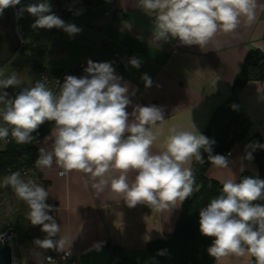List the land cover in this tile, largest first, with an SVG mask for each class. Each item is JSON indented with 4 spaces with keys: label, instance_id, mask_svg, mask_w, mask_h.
<instances>
[{
    "label": "clouds",
    "instance_id": "clouds-1",
    "mask_svg": "<svg viewBox=\"0 0 264 264\" xmlns=\"http://www.w3.org/2000/svg\"><path fill=\"white\" fill-rule=\"evenodd\" d=\"M20 3L0 0V14ZM139 7L154 13L156 41L172 38L181 45L204 49L218 33H234L242 23L252 24L258 4L257 0H139ZM23 11L36 17L31 25L34 29L56 27L70 36L81 31L51 14L48 0L29 4L17 12L18 18ZM130 64L140 66L136 58ZM85 73L79 78L67 76L58 94L44 80L22 89L14 99L0 92V140L7 142L11 136L17 144L31 143L33 132L45 122H54V130L45 137L51 146L39 149L36 167L51 168L55 164L63 170L61 174L81 172L92 181L97 196L110 192L112 199H122L130 208L143 203L161 211L181 205L193 193L191 163L193 158L204 162L202 150L208 153L212 165L228 168L225 156L212 154L214 141L200 134L193 123L192 130L171 128L161 150L153 152L158 125L165 120L162 109L136 105L130 114L128 85L121 84L110 62L88 60ZM142 79L145 87L152 85L147 74ZM21 84L15 73L0 79V89ZM246 147L264 149V144ZM246 158L252 159V152ZM133 172L134 180L130 182L129 174ZM221 183V193L199 211V230L212 239L208 255L216 261L248 256L255 258V264H264V204L255 203L264 200V179L246 176L239 182L227 178ZM2 184L11 186L27 204L26 218L31 225L41 226L47 234L34 244L62 252L67 241L61 235L54 239L61 226L49 215L53 211L45 202L49 192L33 180L22 179L19 171L4 177Z\"/></svg>",
    "mask_w": 264,
    "mask_h": 264
},
{
    "label": "crops",
    "instance_id": "crops-1",
    "mask_svg": "<svg viewBox=\"0 0 264 264\" xmlns=\"http://www.w3.org/2000/svg\"><path fill=\"white\" fill-rule=\"evenodd\" d=\"M110 1L123 8V17L107 18L102 4L85 5L66 23L81 31L70 36L54 27V37L68 46L75 45L78 52L50 69L59 70L95 57L96 63L110 62L121 84L128 85L130 114L136 105L162 109L165 120L158 125L159 137L153 144V152L161 150L171 128L192 130L193 123L201 134L218 106L237 105L249 120L248 135L236 141L230 154H222L229 162L228 168L211 164L207 175L221 183L227 178L238 182L244 171L256 174L253 153L252 159H247V153L252 151L246 146L254 133L264 140V77L251 78L240 89L234 88V82L250 50H259L264 55V0H257L252 24L242 23L234 33H218L204 49L181 45L172 38L156 41L154 13H146L139 7V0ZM45 40L36 37L35 42L29 43L46 46ZM121 51L132 53L140 66L122 62L115 55ZM144 74L152 80L150 87H145ZM54 127L37 141L39 149L51 146L45 137L51 135ZM191 168L194 174L193 161ZM61 171L55 164L39 168L34 182L49 192L47 204L58 205L56 211L49 213L61 226L54 239L65 237L64 250H69L81 264H105L113 253L127 264H147L151 257L147 243L166 236L177 223L182 204L161 211L143 203L130 208L122 199H112L110 192L97 196L85 174L73 171L61 175ZM134 176V172L129 174L130 182ZM251 258L229 256L215 260L214 264H251Z\"/></svg>",
    "mask_w": 264,
    "mask_h": 264
},
{
    "label": "trees",
    "instance_id": "trees-1",
    "mask_svg": "<svg viewBox=\"0 0 264 264\" xmlns=\"http://www.w3.org/2000/svg\"><path fill=\"white\" fill-rule=\"evenodd\" d=\"M33 50H38L40 58L36 59L37 64L32 68L42 67L40 62L46 52L45 45H30L27 41L22 48L23 55L29 56ZM264 77V55L259 50H250L244 60L243 68L238 72L234 88L240 89L243 84L251 78L262 79ZM54 125V122H45L36 132L32 133L34 139L31 143L17 144L12 138L9 143L0 145V177L17 172L19 166L36 165L35 161L39 156L37 141ZM249 120L240 111L237 105L218 106L202 135L214 141L212 145L213 155H222L236 143L239 138L248 135ZM249 144H264V140L258 133L248 138ZM257 173L248 171L241 173L238 182L246 176L259 177L264 179V149H251ZM204 162H197L193 158L195 184L193 193L181 206V212L174 229L166 236L155 238L147 243V250L150 259L147 264H214L215 259L208 255L207 248L211 245L212 239L205 237L199 230V211L216 198L222 191V184L207 175L208 153L203 152ZM255 203L264 204V200ZM26 235V233L24 234ZM53 253L55 250H51ZM162 253V254H160ZM251 264H255V258H251Z\"/></svg>",
    "mask_w": 264,
    "mask_h": 264
},
{
    "label": "rangeland",
    "instance_id": "rangeland-1",
    "mask_svg": "<svg viewBox=\"0 0 264 264\" xmlns=\"http://www.w3.org/2000/svg\"><path fill=\"white\" fill-rule=\"evenodd\" d=\"M18 5V11L26 8L29 4L40 3L39 0H21ZM24 3V4H23ZM24 32V40L27 42H35L36 37H43L46 40V52L40 64L49 68L62 65L64 59L77 54L76 46L65 44L58 37H54V27L51 29L38 28L36 34H29L28 31L33 29L31 25L36 17L30 15L26 11L17 17ZM25 44H21V48L14 55L12 60L0 68V79L7 78L13 73L22 82L17 87H8L0 89V92H7L9 98L15 96L24 88L32 87L37 77L38 68H32L33 64H37L36 59L40 58L38 50H33L29 56L23 55L22 48ZM31 45V43H30ZM2 107V105H0ZM0 125L3 121L0 120ZM5 176L0 177V237L7 229L11 230L10 244L13 247V256L17 264H54L46 263L45 257L49 254L50 249H44L34 244L36 239H44L46 233L41 231V226H33L26 218L29 211L27 204L19 199L11 186L4 187L2 182ZM25 181L35 180L34 175H22ZM26 233V235H24Z\"/></svg>",
    "mask_w": 264,
    "mask_h": 264
},
{
    "label": "built area",
    "instance_id": "built-area-1",
    "mask_svg": "<svg viewBox=\"0 0 264 264\" xmlns=\"http://www.w3.org/2000/svg\"><path fill=\"white\" fill-rule=\"evenodd\" d=\"M25 2L27 0H24ZM39 2H43V0H39ZM48 3L51 5V14H55L58 16L60 19L65 21L67 23V20L69 18L74 17L77 9L80 6H93L97 4H102L105 7V15L107 18H120L123 17L124 15V10L121 7L115 6L114 3H112L110 0H48ZM20 3L19 5H21ZM24 4V3H23ZM17 12H18V5H16ZM39 32V29H30L28 31L29 34H36ZM17 33L18 36L21 40V43H26L24 40V32L22 30V26L19 23L18 20V25H17ZM115 55L117 58H119L122 62L128 63L132 58H134L132 53H129L127 51H121V52H116ZM93 62L97 61V58H91L88 59ZM82 61L78 63H74L68 67L59 69V70H52L47 67H41L38 70L36 80L34 81L33 86L35 85L36 81H43L46 83L47 87H49L54 94H58L60 90V85L64 83V80L67 76L73 75L76 77H82L86 75L85 69L87 68V61ZM11 140V136L8 137V141L5 142L3 140H0V145H5L9 143ZM235 144L232 146L234 147ZM231 147V148H232ZM231 148L229 151H227L228 154L231 152ZM39 168L36 167V165L32 166H19L17 168V171H19L22 175H35L38 173ZM63 171L60 172V174ZM61 174V175H66ZM53 207V211H56L58 209V205L54 203H50ZM51 256L52 260L50 261L48 257ZM45 262L46 263H54V264H81L77 258L69 251V250H64L62 252L54 251L53 253H49L45 257ZM17 264V263H15ZM105 264H127V262L118 254H111L109 259Z\"/></svg>",
    "mask_w": 264,
    "mask_h": 264
},
{
    "label": "water",
    "instance_id": "water-1",
    "mask_svg": "<svg viewBox=\"0 0 264 264\" xmlns=\"http://www.w3.org/2000/svg\"><path fill=\"white\" fill-rule=\"evenodd\" d=\"M17 25L16 6L4 9L0 14V68L10 62L21 48ZM10 237V229H7L0 237V264H15L13 247L9 242Z\"/></svg>",
    "mask_w": 264,
    "mask_h": 264
}]
</instances>
